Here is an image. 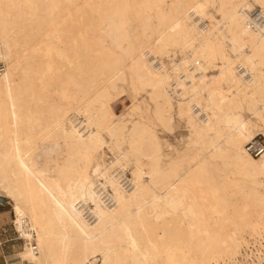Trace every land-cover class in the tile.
Segmentation results:
<instances>
[{"label":"bare ground","instance_id":"6f19581e","mask_svg":"<svg viewBox=\"0 0 264 264\" xmlns=\"http://www.w3.org/2000/svg\"><path fill=\"white\" fill-rule=\"evenodd\" d=\"M255 7L264 16V0H0V195L25 240L19 262L233 264L247 237L264 239V197L256 198L264 152L244 148L264 135ZM127 75L147 93L152 118L166 129L183 119L192 136L206 137L208 156L164 168L145 119L111 110ZM49 140L63 147L54 176L33 160ZM214 158L243 181L219 179ZM249 201L258 206L247 213Z\"/></svg>","mask_w":264,"mask_h":264},{"label":"rangeland","instance_id":"374dc122","mask_svg":"<svg viewBox=\"0 0 264 264\" xmlns=\"http://www.w3.org/2000/svg\"><path fill=\"white\" fill-rule=\"evenodd\" d=\"M211 9L212 8H210V11ZM207 23H209V20L206 18L204 20V24ZM178 51H176V53H179ZM177 56L178 55H176V57ZM4 66V62L1 60L0 67L3 68ZM125 79L123 81L117 82V89L115 88L112 90L111 94L113 97L110 102L111 110L113 113L119 116L124 114L126 116V113H129V119L132 117L130 120L139 119L140 117L145 119L148 126L153 130L158 141V146L162 154L160 162L164 168L172 166L174 168L184 170L194 162L196 163L200 157L202 158L204 156H208L210 147L207 143L206 137L203 136L197 139L196 137L192 136L189 132L186 122L183 119H177L176 116H174L170 129L162 127L151 116V109L147 103V93L145 90L132 87L128 75L125 77ZM118 93L120 96H118ZM134 105L139 106V109H133ZM241 114L244 118L249 119L256 125L257 123L258 125H262V122L259 121L257 116L252 115L246 110H242ZM107 141L110 140L107 139ZM103 149L110 159L112 157L111 152L106 150V148ZM62 151L63 147L60 141H42L37 144V149L33 154V160L40 167H46L48 169V175L54 176L55 173L53 167L55 162H59V155H61ZM105 158L108 160L107 157ZM224 165L225 164L218 158L211 159V169L213 174L218 176L219 179H222V177L226 176L229 179L237 178L243 181L241 175L237 174L231 166L226 165L224 167ZM131 170L132 168H130V165H128L126 167V173H124V176H128V179L131 178ZM259 178L263 179V176H260ZM222 184L224 185V183ZM124 187L128 191L131 189V184ZM224 189L228 190V187L224 186ZM258 191L259 192L257 193L256 198L258 200H263L264 187L260 186ZM230 197L239 203L243 200L242 195L239 194H234ZM248 203L249 206L246 209L247 213L252 212V210L258 206V201L252 202V205L250 201ZM83 216L86 218L85 220H87L88 223L92 224L94 222H90L87 219L86 214ZM13 220L14 211L11 200L3 195H0V259L5 264H22L19 262L20 260L17 256L18 253L23 250L25 240L20 237V234H18ZM98 263L99 261L97 264Z\"/></svg>","mask_w":264,"mask_h":264},{"label":"built area","instance_id":"2783aa9c","mask_svg":"<svg viewBox=\"0 0 264 264\" xmlns=\"http://www.w3.org/2000/svg\"><path fill=\"white\" fill-rule=\"evenodd\" d=\"M249 14V25L252 28L257 29L264 24V16L260 13V9L258 7H255L250 10ZM146 55L149 56L150 54L147 52ZM153 63L158 69L162 68L161 62H159L157 59H155ZM1 70L2 67H0V71ZM237 71L244 73V68L240 65H237ZM178 77H182L181 72L178 74ZM248 78H250V76H248ZM174 87H176L175 96H178L180 94L178 88L179 86H177L176 84V79L172 78L170 80V90H174ZM192 110L199 117L204 118V112L200 110L196 105H192ZM244 148L245 151L252 156L260 155L264 152V136L261 134L254 135L250 140H248L244 144ZM247 238H249L248 243L242 246L241 252L235 262H233V264H264V239L260 238L258 239V241H254L251 237ZM31 243H33L32 248L36 250V246L33 240H31Z\"/></svg>","mask_w":264,"mask_h":264},{"label":"crops","instance_id":"0c3cea01","mask_svg":"<svg viewBox=\"0 0 264 264\" xmlns=\"http://www.w3.org/2000/svg\"><path fill=\"white\" fill-rule=\"evenodd\" d=\"M0 264H5V263H3V261L0 259Z\"/></svg>","mask_w":264,"mask_h":264}]
</instances>
